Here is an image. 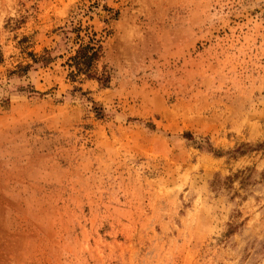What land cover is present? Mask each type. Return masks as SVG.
Instances as JSON below:
<instances>
[{
    "label": "rangeland",
    "instance_id": "374dc122",
    "mask_svg": "<svg viewBox=\"0 0 264 264\" xmlns=\"http://www.w3.org/2000/svg\"><path fill=\"white\" fill-rule=\"evenodd\" d=\"M0 264H264V0H0Z\"/></svg>",
    "mask_w": 264,
    "mask_h": 264
},
{
    "label": "trees",
    "instance_id": "16d2710c",
    "mask_svg": "<svg viewBox=\"0 0 264 264\" xmlns=\"http://www.w3.org/2000/svg\"><path fill=\"white\" fill-rule=\"evenodd\" d=\"M74 29L75 23H72L68 31H74ZM81 31L85 32L84 36H86L88 39L87 42H81L79 44L75 55L70 59L71 66L75 70V73H72V78H75L76 75H85L87 77L93 76V64L99 57V40L93 37L94 34L90 36L89 32H86L87 30Z\"/></svg>",
    "mask_w": 264,
    "mask_h": 264
}]
</instances>
